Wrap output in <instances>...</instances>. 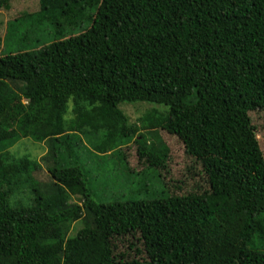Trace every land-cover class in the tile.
Returning <instances> with one entry per match:
<instances>
[{"label": "trees", "instance_id": "1", "mask_svg": "<svg viewBox=\"0 0 264 264\" xmlns=\"http://www.w3.org/2000/svg\"><path fill=\"white\" fill-rule=\"evenodd\" d=\"M35 3L0 34V264H264V158L249 116L264 111V0ZM139 102L162 108L130 123L118 105ZM166 134L205 187H169ZM27 137L46 145L39 161L10 151ZM77 142L92 161L115 158L127 187L136 177L131 191L154 173L163 190L96 201ZM134 236L151 240L146 257Z\"/></svg>", "mask_w": 264, "mask_h": 264}, {"label": "rangeland", "instance_id": "2", "mask_svg": "<svg viewBox=\"0 0 264 264\" xmlns=\"http://www.w3.org/2000/svg\"><path fill=\"white\" fill-rule=\"evenodd\" d=\"M17 0H12V9L9 11L11 15L5 10H1L0 12V34L4 33L5 25L7 20L11 17L18 15L22 9L23 5L25 9L30 8L31 10H35V0H20L23 2V5L19 2H15ZM29 4V5H28ZM14 9V10H13ZM13 10V12H12ZM1 55H4V52L0 51ZM118 107L126 113L128 116L129 122H137V118L144 112V110L148 107L150 108H162V106H157L155 104H149L145 102L139 103H120ZM71 102H69V111L65 114V117L70 116ZM249 116L251 118L252 123L256 126V137L259 141L260 149L262 151V155L264 158V111L260 112H249ZM168 145L170 147V151L168 154L167 161V173L165 181L168 182L169 187H171L177 195L187 194L192 190H196L198 185L205 187V182L202 175H196L195 173L199 172L200 166L194 158L186 155L184 151V146L180 140L172 135H164ZM75 148L78 149L80 153V161L91 170V176L89 179V187L94 192V199L98 202H109L114 198H139L142 197L154 198L158 196L161 188L163 190V184L160 182V178L155 176V173L152 176H149L148 179L144 180L145 190L142 193L137 191H131L130 187L133 186L135 188L139 187V183L136 177L131 179V186L127 187V179H126V168L123 172L121 169L117 168L118 161H115L111 156H107L105 160L96 161L91 159V157L87 154L84 146L77 142ZM136 147L135 144L130 143L129 146L123 149V152L126 155L127 163L133 170H140L142 165L138 161L136 155ZM10 151L13 152L16 156L26 155L31 157L34 160H40L41 156L46 152V145L42 142L35 141L32 138H22L17 141L11 148ZM43 165V164H42ZM97 167H102V172L106 182L111 181L112 179H116L114 185L110 187L108 185V191L104 190L100 179L98 177L93 176V169ZM116 168L117 170H114ZM36 176L39 179L46 178V172L37 171ZM110 183V182H109ZM175 186H179L180 189L175 188ZM195 188V189H193ZM117 195V196H116ZM73 200H76L75 198ZM75 229H77L79 224L74 225ZM133 241L135 242L136 247L141 251L139 256L146 257L147 253L144 251L145 247H143L142 242L146 243L152 249V245L150 244L151 240H144L143 237L138 239V236L133 237Z\"/></svg>", "mask_w": 264, "mask_h": 264}]
</instances>
